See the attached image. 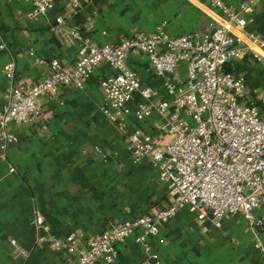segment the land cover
<instances>
[{
	"label": "crops",
	"instance_id": "obj_1",
	"mask_svg": "<svg viewBox=\"0 0 264 264\" xmlns=\"http://www.w3.org/2000/svg\"><path fill=\"white\" fill-rule=\"evenodd\" d=\"M238 9L243 0H222ZM52 8L32 17L25 0H0V110L8 88L25 92L49 72L57 59L69 70L78 59L79 43L66 36L69 28L89 42L116 45L137 34L162 28L169 36H199L222 23V15L203 0H50ZM64 24L56 27L55 19ZM244 28H234L242 54L224 71L244 81V98L264 120V59L254 57L250 38L264 41V2L242 14ZM248 46V47H247ZM13 61V80L4 77ZM140 86L158 92L156 102H168L163 80L137 52L127 58ZM115 74L101 63L82 89L58 87L42 94L27 125H7L15 142L0 147V264H74L76 254L63 243L73 237L77 248L108 230L112 223L153 216L172 203L165 183L148 159L133 161L128 136L139 129L156 147L168 141L160 130L163 120L153 112L138 122L126 118V128L106 120L101 113V83ZM175 79L185 78L180 66ZM144 102L135 93L129 108ZM39 215L41 227L35 224ZM261 225L251 230L238 215H228L216 229L185 206L159 225L156 236L144 237L138 229L116 246L114 264H142L149 255L157 264H264L256 242L264 246V200L255 212Z\"/></svg>",
	"mask_w": 264,
	"mask_h": 264
},
{
	"label": "built area",
	"instance_id": "obj_2",
	"mask_svg": "<svg viewBox=\"0 0 264 264\" xmlns=\"http://www.w3.org/2000/svg\"><path fill=\"white\" fill-rule=\"evenodd\" d=\"M25 1L33 6L32 17L44 15L52 8L50 0ZM203 1L220 12L222 23L199 36L171 37L158 28L151 34H137L116 45L98 46L69 28L66 36L80 44L75 64L64 70L53 59L49 62L48 75L42 80L25 92L10 87L4 94L5 103L0 110L1 149L16 140L7 125H27L42 94L58 87L82 89L84 80L101 63L115 71L101 83V113L108 122L124 130L129 115L141 122L157 112L163 120L159 129L168 136L165 145H152L135 129L128 136V152L133 161L146 158L154 164L159 180L171 194V205L153 216L112 223L83 248H77L74 238L67 237L63 245L68 253L77 255L74 264H114L116 246L138 229L144 235L136 238L135 243L148 250L144 237L156 236L159 225L185 206L194 208L198 219L208 218L216 229L221 228L228 215L240 216L251 230L261 225L255 212L264 200V120L257 108L245 100L243 78L223 68L243 52L232 30L244 28L242 14L264 0H243L238 9L222 0ZM54 22L56 27L64 24L59 17ZM3 48L1 45L0 49ZM249 48L254 57L264 59L263 40L251 37ZM132 52L147 60L163 80L168 102H156L158 92L140 86L136 73L127 65ZM182 65L185 78L181 81L174 75ZM14 71V62H8L4 67L8 82L13 80ZM135 93L144 102L131 111L129 103ZM42 223L43 219L37 215L36 226L41 227ZM255 246L264 262V246L259 242ZM142 264H157L155 256L150 254Z\"/></svg>",
	"mask_w": 264,
	"mask_h": 264
}]
</instances>
